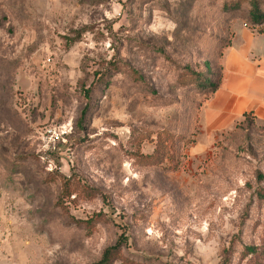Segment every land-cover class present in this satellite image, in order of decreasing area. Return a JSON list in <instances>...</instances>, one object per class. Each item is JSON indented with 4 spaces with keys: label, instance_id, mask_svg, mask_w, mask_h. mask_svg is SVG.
<instances>
[{
    "label": "rangeland",
    "instance_id": "1",
    "mask_svg": "<svg viewBox=\"0 0 264 264\" xmlns=\"http://www.w3.org/2000/svg\"><path fill=\"white\" fill-rule=\"evenodd\" d=\"M229 1L0 0V264H264V125L184 76L257 33Z\"/></svg>",
    "mask_w": 264,
    "mask_h": 264
},
{
    "label": "crops",
    "instance_id": "2",
    "mask_svg": "<svg viewBox=\"0 0 264 264\" xmlns=\"http://www.w3.org/2000/svg\"><path fill=\"white\" fill-rule=\"evenodd\" d=\"M219 90L201 107L209 129L226 128L251 114L264 125V34L244 29L224 51Z\"/></svg>",
    "mask_w": 264,
    "mask_h": 264
},
{
    "label": "trees",
    "instance_id": "3",
    "mask_svg": "<svg viewBox=\"0 0 264 264\" xmlns=\"http://www.w3.org/2000/svg\"><path fill=\"white\" fill-rule=\"evenodd\" d=\"M243 4L246 6V14L251 27L255 29L257 33L264 34V30H262V27L264 26V0H231L224 3V8L228 11H239ZM204 69V72H195L192 69H187L184 76H187L190 80L191 85L188 86H192L193 89L200 92L204 96V101H207L221 86L223 68L221 66L216 69V72H214L209 65L205 64ZM84 115L85 111L81 113L79 122L83 120ZM249 117L255 122V119L251 114L243 115L241 120ZM145 160L150 161L151 158H145ZM116 250L117 247L107 248L97 264H109L111 256L116 253Z\"/></svg>",
    "mask_w": 264,
    "mask_h": 264
}]
</instances>
